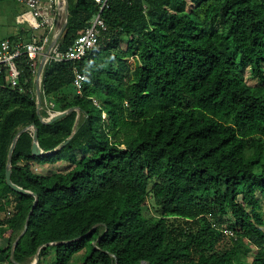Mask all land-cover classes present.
I'll list each match as a JSON object with an SVG mask.
<instances>
[{
    "label": "trees",
    "instance_id": "obj_1",
    "mask_svg": "<svg viewBox=\"0 0 264 264\" xmlns=\"http://www.w3.org/2000/svg\"><path fill=\"white\" fill-rule=\"evenodd\" d=\"M68 1L59 52L100 9ZM101 15L92 50L43 68L40 113L80 112L46 123L27 63L24 90L0 75V264H30L40 246L38 264H264V0H108ZM32 123L43 151L75 134L41 156L32 129L18 137L11 179L39 200L12 258L35 196L5 171Z\"/></svg>",
    "mask_w": 264,
    "mask_h": 264
},
{
    "label": "built area",
    "instance_id": "obj_2",
    "mask_svg": "<svg viewBox=\"0 0 264 264\" xmlns=\"http://www.w3.org/2000/svg\"><path fill=\"white\" fill-rule=\"evenodd\" d=\"M27 5L30 9L27 18L22 17V20H27L31 23L34 31L47 29L53 31L55 29V14L53 11L63 9V0H18ZM100 3L99 12L94 14L89 25L81 26V34L69 46L65 52H59L58 48L52 52L49 59L58 61L81 60L90 50H92L99 42L105 31H108V25L101 15L102 10L108 6V0H96ZM47 32V31H46ZM35 34L33 40L17 41L4 39L0 41V75L4 74L6 82L11 88L24 90L20 82V77L23 71L22 65L27 63L30 68L33 79H36L38 73V64L40 58L44 55L45 50L50 42L48 35ZM74 88L76 93L82 94L86 76L78 68L74 70ZM32 90V89H31ZM30 90V91H31ZM98 104V100L94 99ZM54 110L49 109V112ZM8 212V217L10 216ZM227 233H231L227 230Z\"/></svg>",
    "mask_w": 264,
    "mask_h": 264
},
{
    "label": "water",
    "instance_id": "obj_3",
    "mask_svg": "<svg viewBox=\"0 0 264 264\" xmlns=\"http://www.w3.org/2000/svg\"><path fill=\"white\" fill-rule=\"evenodd\" d=\"M63 4H64V13H65V19L63 22V25L60 29V31L58 32L56 38L54 39V41H52V43L50 45H48L47 50L45 51L44 55H42V58L38 64V73L36 76V94H37V108H38V113H39V117L42 121L46 122V123H51L63 116H65L66 114H68L69 112L73 111V110H77L79 111V107L77 106H73L69 109H66L64 111H56L54 110L53 112H51L50 114L44 116L40 113V108L42 106V91H41V83H42V74H43V68L44 65L47 63V61L49 60V56L52 54V52L54 50H56L58 48L60 39L62 37L63 32L65 31L68 23H69V16H70V12H69V1L68 0H63ZM79 116V115H78ZM78 118V117H77ZM28 129H32L33 131V144H32V151L33 154L35 156H41L43 154H49L53 151H57L60 148H62L64 145H66L74 136L75 131L72 132L71 136L68 137V139H66V141H64L61 145H59L58 147H56L55 149L51 150V151H43V149L40 147L39 145V141H38V129L35 123H32V125L24 127L23 129H21L17 135L15 136V138L13 139L11 148H10V152H9V157H8V162L6 165V171H5V176H6V182L7 184L14 189L15 191H18L20 193H24V194H31L35 196V200H34V205L26 219V223H25V227L24 230L22 231V233L17 237V239L14 241L13 246H12V250H11V257L13 258L14 256V248L17 244V242L19 241V239L22 237V235L26 232L27 227H28V221L29 218L32 214V211L34 209V207L36 206L38 200H39V196L38 194L32 192L31 190L28 189H24L23 187L18 186L17 184H15L12 179H11V172H12V154H13V150L15 148V145L17 143V139L18 137L25 132ZM68 241H72L68 240ZM64 241H60V242H53L50 244H57V243H63ZM42 246H40L36 252L33 264H38V260H39V252ZM140 264H145V261H142Z\"/></svg>",
    "mask_w": 264,
    "mask_h": 264
},
{
    "label": "rangeland",
    "instance_id": "obj_4",
    "mask_svg": "<svg viewBox=\"0 0 264 264\" xmlns=\"http://www.w3.org/2000/svg\"><path fill=\"white\" fill-rule=\"evenodd\" d=\"M22 4L17 2L16 0H0V40L2 38L7 37L8 35L18 33L19 28L24 25V27L29 26L27 22H24L22 24L15 22V9L17 6H21ZM59 18H57V22L55 25V29L53 30V33L51 34L52 40L57 36L58 32L60 31L64 19H65V13L61 12L59 15ZM57 16V17H58ZM51 40V41H52ZM50 41V43H51ZM123 47L126 46V40L121 43ZM48 47V46H47ZM47 50V48H46ZM45 50V51H46ZM41 59V58H40ZM37 96V95H36ZM99 103V101H98ZM68 162L67 161H60L57 163L53 164H38V163H33V168L35 171L40 172L42 174H48L51 172H54L55 170H59L60 168H65L67 166ZM257 197L259 198L260 204H261V213L264 218V196L261 193H258ZM152 201V198L150 199ZM150 209V215H155L157 211H160L159 209L157 210L155 206L152 204L149 205ZM4 211L0 212V217H4ZM149 215V214H148ZM3 244L7 243L6 239H1L0 241ZM83 257L80 256L79 254L75 255L72 263L71 264H80L82 261ZM246 261H251L252 260V255L251 253H248L246 257L244 258ZM34 260H29L30 264H33ZM29 264V263H28Z\"/></svg>",
    "mask_w": 264,
    "mask_h": 264
},
{
    "label": "crops",
    "instance_id": "obj_5",
    "mask_svg": "<svg viewBox=\"0 0 264 264\" xmlns=\"http://www.w3.org/2000/svg\"><path fill=\"white\" fill-rule=\"evenodd\" d=\"M19 3H21V2H19ZM21 4H22L21 6H17L16 9H15V16H14L15 17V22L20 23V24H22L24 22H27L29 24V26L24 27V25H22V27L19 28V32L18 33H14V34L8 35L7 37L2 38V40L10 39V40H17V41L21 40V41L28 42V41L33 40L35 34L43 35L44 33H46L45 35H48L50 37V41H51L52 40L51 34L53 33V31H49L47 29H42L40 31H34L32 29L31 23L29 21H27V20L23 21L22 20V17H25V18L28 17L30 9L24 3H21ZM61 12H64V7H63V9H57L56 8L53 11V13L55 14V17H56L55 22H57V18H59L58 15ZM55 38H56V36H55ZM54 39L52 41H54ZM2 40H0V41H2ZM52 41H51V43H52ZM51 43L49 42L48 45H50ZM34 82H35V85H36V81L35 80H34ZM48 114H50L49 110H48Z\"/></svg>",
    "mask_w": 264,
    "mask_h": 264
}]
</instances>
